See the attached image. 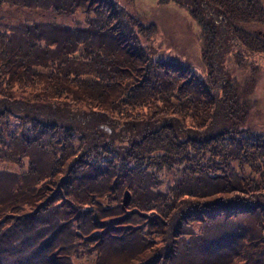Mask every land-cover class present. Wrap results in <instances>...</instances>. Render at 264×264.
Segmentation results:
<instances>
[{
	"label": "trees",
	"instance_id": "trees-1",
	"mask_svg": "<svg viewBox=\"0 0 264 264\" xmlns=\"http://www.w3.org/2000/svg\"><path fill=\"white\" fill-rule=\"evenodd\" d=\"M168 2L201 67L113 0H0V264H264V1Z\"/></svg>",
	"mask_w": 264,
	"mask_h": 264
},
{
	"label": "rangeland",
	"instance_id": "rangeland-1",
	"mask_svg": "<svg viewBox=\"0 0 264 264\" xmlns=\"http://www.w3.org/2000/svg\"><path fill=\"white\" fill-rule=\"evenodd\" d=\"M113 1L117 2L119 7L124 10L123 13L128 19L131 17L136 18L141 25H151V27H153V44L161 56L164 55L170 59L189 65L191 64L197 68L199 66L201 67L199 61V48L202 43L206 41V37L205 30H203L201 23H198L197 18L199 14H197L193 6H191L188 11H185L172 2H168L167 4L161 3L163 0ZM85 16V13H81L77 15V18L84 20ZM89 16H97V13L94 10H90ZM128 19L126 21L127 23H129ZM252 29L264 35V26H253ZM256 63L258 70L253 73L258 83L253 89V94L257 100L256 108L259 110L256 118L253 117L252 121L264 123V54H260L259 57L256 58ZM236 72L238 73V71ZM107 132L109 133L110 130ZM21 134L22 131L20 129L13 130V140H20ZM6 164L7 162L0 161V169L9 168L11 170H16L12 164H10V166ZM153 167H155V165H153ZM23 170H25V168H23ZM170 178L174 179L175 176L171 174ZM126 193L129 196L128 191H125L122 196V204L124 206L127 205L123 203Z\"/></svg>",
	"mask_w": 264,
	"mask_h": 264
},
{
	"label": "water",
	"instance_id": "water-1",
	"mask_svg": "<svg viewBox=\"0 0 264 264\" xmlns=\"http://www.w3.org/2000/svg\"><path fill=\"white\" fill-rule=\"evenodd\" d=\"M128 200H129V196H128V194L126 193V194H125V197H124V200H123V203H124V204H127Z\"/></svg>",
	"mask_w": 264,
	"mask_h": 264
}]
</instances>
